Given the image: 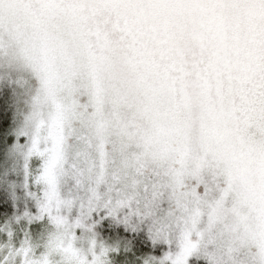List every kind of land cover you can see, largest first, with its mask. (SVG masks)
<instances>
[{
  "label": "snow or ice",
  "instance_id": "snow-or-ice-1",
  "mask_svg": "<svg viewBox=\"0 0 264 264\" xmlns=\"http://www.w3.org/2000/svg\"><path fill=\"white\" fill-rule=\"evenodd\" d=\"M0 264H264V0H0Z\"/></svg>",
  "mask_w": 264,
  "mask_h": 264
}]
</instances>
